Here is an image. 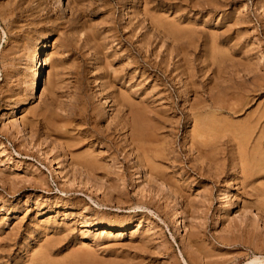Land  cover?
Returning a JSON list of instances; mask_svg holds the SVG:
<instances>
[{
    "label": "rangeland",
    "instance_id": "1",
    "mask_svg": "<svg viewBox=\"0 0 264 264\" xmlns=\"http://www.w3.org/2000/svg\"><path fill=\"white\" fill-rule=\"evenodd\" d=\"M0 264H264V0H0Z\"/></svg>",
    "mask_w": 264,
    "mask_h": 264
},
{
    "label": "bare ground",
    "instance_id": "2",
    "mask_svg": "<svg viewBox=\"0 0 264 264\" xmlns=\"http://www.w3.org/2000/svg\"><path fill=\"white\" fill-rule=\"evenodd\" d=\"M64 3V2H63ZM39 74V73H38ZM37 75V74H36ZM36 79V78H35ZM33 87V86H32ZM34 88V87H33ZM33 94V93H32ZM30 97V96H29ZM18 109V108H17ZM246 131V130H245ZM138 137V136H137ZM245 137V136H244ZM91 163V162H90ZM89 165V164H88ZM87 174V173H86ZM231 205V204H230ZM90 225V224H89ZM88 225V226H89ZM105 225V224H104ZM107 225V224H106ZM178 226V225H177ZM108 227V226H107ZM106 230V229H105ZM38 258V257H37ZM49 258V257H48ZM260 261V258H254L252 261L248 262V263H254Z\"/></svg>",
    "mask_w": 264,
    "mask_h": 264
}]
</instances>
